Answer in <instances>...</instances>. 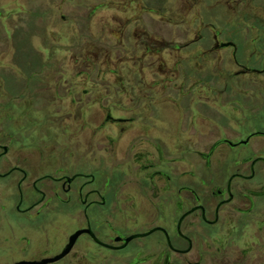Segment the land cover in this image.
Masks as SVG:
<instances>
[{
  "label": "flooded vegetation",
  "instance_id": "1",
  "mask_svg": "<svg viewBox=\"0 0 264 264\" xmlns=\"http://www.w3.org/2000/svg\"><path fill=\"white\" fill-rule=\"evenodd\" d=\"M146 1L154 20L157 1ZM216 1L218 24L184 43L139 39L198 73L85 75L88 89L0 73V264L55 258L77 232L46 264H264V7L258 16L239 8L255 0ZM52 2L41 0L44 19L58 17L67 34L74 0L60 15ZM136 22H124L125 40Z\"/></svg>",
  "mask_w": 264,
  "mask_h": 264
},
{
  "label": "rangeland",
  "instance_id": "2",
  "mask_svg": "<svg viewBox=\"0 0 264 264\" xmlns=\"http://www.w3.org/2000/svg\"><path fill=\"white\" fill-rule=\"evenodd\" d=\"M52 1L51 6L59 10V15L65 13L60 11L62 8H58V4L61 5L62 0ZM128 1L74 0V12L72 14L65 13L68 17L72 16L70 19L74 23L71 28H68L70 30L67 34H61L59 31L60 28L65 29L67 26L58 23V17H53L51 22V25L57 27H52L46 23L44 17L51 12L50 8L43 6L41 0L0 1V32H2L0 33V45L5 46L6 42L8 46L0 49V73L7 72L19 79H22L23 74H54L57 77L61 76V86L72 83V86L77 87V89H88L91 85V83L86 84L81 81L85 79V75L93 76L92 79L96 81L102 79L104 75H119L129 79L130 76L132 78L133 75L137 74H164L169 76L172 74L198 73L193 65L181 63L184 65L177 66L173 59L179 57L178 53L166 56L167 52L164 51L155 54L150 51L146 52L142 47L140 49L139 39L142 36L146 41H153V44L148 45L154 48L163 47L159 46L162 42L176 45L184 43L187 32L192 37L196 35L199 26L210 23L218 24L212 13V9L218 1L156 0L158 14L154 20H151L143 11V5L146 9L149 7L148 1L138 0L131 5ZM221 3L224 6L227 5L223 0ZM240 4L239 8L243 11L260 16L264 7V0ZM246 4L247 10L245 9ZM97 5L103 6L95 11L94 16L91 17L90 11L95 9ZM131 9H135V11ZM7 17L8 19L12 17L9 23H6ZM128 19H136L137 22L131 24V30L126 29L129 40H125L123 24ZM8 26L11 27L9 30ZM6 31L9 33L5 34ZM42 31L46 32L47 38ZM44 38L46 42L57 43L56 48L51 49L48 46L45 48L43 46ZM70 41L77 42V47L67 48L71 46ZM188 55L183 53L182 57ZM145 56L158 60L156 59L151 65L146 62L137 66L130 64L133 62L130 61V58H143ZM169 57L171 58L169 59ZM54 60L59 61V66L53 64ZM203 69L205 75L215 73L213 65H205ZM100 89L102 88H97L94 92L95 100H98L100 95L103 96V93L99 91ZM3 96L2 93L0 98ZM24 100L17 98L13 102L18 104ZM102 102L104 103V100ZM125 104V101L119 103L120 106ZM63 105L65 107L64 114L68 112L67 103H63ZM94 118L96 121V115ZM71 122L66 121V124L63 123V125L64 127L65 125L68 126L67 130L73 133L74 126Z\"/></svg>",
  "mask_w": 264,
  "mask_h": 264
},
{
  "label": "water",
  "instance_id": "3",
  "mask_svg": "<svg viewBox=\"0 0 264 264\" xmlns=\"http://www.w3.org/2000/svg\"><path fill=\"white\" fill-rule=\"evenodd\" d=\"M80 234V232L75 233L71 238H70V242L68 247L63 251V253L55 258H51V259H47V260H43L41 262H19L17 264H46V263H51V262H55L58 259H60L62 256H64V254H66V252L69 250L72 242L74 241V239Z\"/></svg>",
  "mask_w": 264,
  "mask_h": 264
}]
</instances>
